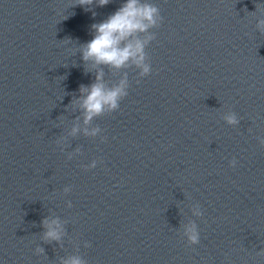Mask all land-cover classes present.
<instances>
[{"label": "water", "instance_id": "obj_1", "mask_svg": "<svg viewBox=\"0 0 264 264\" xmlns=\"http://www.w3.org/2000/svg\"><path fill=\"white\" fill-rule=\"evenodd\" d=\"M125 2L0 0V264H264V0H141L146 75L83 57Z\"/></svg>", "mask_w": 264, "mask_h": 264}, {"label": "clouds", "instance_id": "obj_2", "mask_svg": "<svg viewBox=\"0 0 264 264\" xmlns=\"http://www.w3.org/2000/svg\"><path fill=\"white\" fill-rule=\"evenodd\" d=\"M109 0H99L101 5H105ZM81 4L92 3V0H80ZM162 17L159 8L151 3L141 0H126L123 6L99 24H93L95 30L93 38L86 43L83 48L85 60H92L95 64H107L115 68L124 66L129 59H134L135 63L142 67V74H148L149 65L145 64L144 47L151 36L145 40H129L137 32H144L149 27L157 25ZM128 41L123 46L121 42ZM103 73H98L97 81L102 80ZM82 92L87 95L83 98V109L85 112V122L90 121L94 116L101 114L105 108L115 109L119 100L125 96L126 84L124 81L114 87L105 88L103 83H95L90 89L82 88ZM227 120L230 124H235L236 117L229 115ZM264 144V140H261ZM237 161L233 159L231 166L235 167ZM199 214V213H198ZM53 224L56 222L53 221ZM48 238L59 239L60 233L57 228L49 226L45 234ZM186 235L190 244H198L200 240L199 232L195 226L186 229ZM66 264H83L79 258H73Z\"/></svg>", "mask_w": 264, "mask_h": 264}]
</instances>
